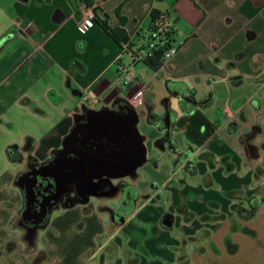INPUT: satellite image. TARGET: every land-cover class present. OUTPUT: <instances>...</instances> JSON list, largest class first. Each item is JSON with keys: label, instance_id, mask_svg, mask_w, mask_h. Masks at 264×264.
Instances as JSON below:
<instances>
[{"label": "crops", "instance_id": "0c3cea01", "mask_svg": "<svg viewBox=\"0 0 264 264\" xmlns=\"http://www.w3.org/2000/svg\"><path fill=\"white\" fill-rule=\"evenodd\" d=\"M87 2L0 0V264H264V204L244 221L232 205L247 208V201L229 197L264 198V0ZM82 4L111 29L122 28L131 45L151 27L153 12L164 15L179 52L157 72L143 63L132 66L128 53L123 63L137 81L120 93L122 45L97 22L81 32ZM141 90L147 104L171 97L178 108L184 98L173 120L200 111L215 133L202 145L185 129L175 133L180 153H187L177 161L141 114L150 171L127 180L137 188L136 200L124 198L117 220L106 209L115 204L107 200L59 210L38 234L35 249L26 252L17 225L18 150L47 160L61 148L82 104L99 109ZM207 96L202 108L192 101ZM87 98L93 107L84 103ZM252 131L256 135L243 143ZM28 138L34 143L27 150ZM11 146L16 148L9 155Z\"/></svg>", "mask_w": 264, "mask_h": 264}, {"label": "flooded vegetation", "instance_id": "af4514ba", "mask_svg": "<svg viewBox=\"0 0 264 264\" xmlns=\"http://www.w3.org/2000/svg\"><path fill=\"white\" fill-rule=\"evenodd\" d=\"M2 43H4L3 40L0 41V51L3 49ZM167 90L173 97L174 91L170 83L167 85ZM169 98L171 99V97L164 98L160 104L148 102L154 108L148 116V121L161 132L163 138L160 144H169L173 154H176L177 161L185 160L187 153H180L179 143L175 144L172 138L175 133L183 129L187 130V124L183 122L184 117L181 120H173V117H177L184 98L181 99L180 104L178 103V108H175L172 102V109L168 111L164 105H167ZM209 100L210 96L201 101H192L198 108H202ZM128 107L133 108L122 97L114 99L109 105L99 109H90L85 105L73 114V126L65 146L53 152L47 160L39 161L27 153L28 151L24 152L27 153L26 157L18 150L16 161L22 165V169L17 175V183L22 187L23 195L21 193L22 207L17 225L23 232L24 241L30 246L34 245L38 234L43 229L38 228L32 240L31 234H35L34 229L41 226L48 218L50 211H53L52 219L57 211L79 205L88 192L92 194L90 202L107 200L115 204V208L106 207L108 211L112 210L113 214L123 205L125 196L130 197L131 191L127 182L129 179L113 178L123 172L125 155L129 151L127 148H130L129 143L124 142L123 136L124 124L130 120ZM138 115L140 117L139 113ZM148 155L147 149L149 162ZM62 169L69 180L68 183L60 176L59 170ZM81 175L84 178L97 176L98 185L94 189L83 188L81 181L79 182Z\"/></svg>", "mask_w": 264, "mask_h": 264}, {"label": "built area", "instance_id": "2783aa9c", "mask_svg": "<svg viewBox=\"0 0 264 264\" xmlns=\"http://www.w3.org/2000/svg\"><path fill=\"white\" fill-rule=\"evenodd\" d=\"M81 7L84 13V18L80 23V30L81 32L86 33L95 25L96 13L95 10L88 7L86 4H82ZM168 33L169 30L167 28L156 29L150 27L143 33L141 40L138 43L134 45H131L128 41L121 43L123 52L118 59L116 66L117 79L121 80L118 89L120 93L128 91L132 84L137 81L135 73L130 69L131 67H127L123 63L126 54H130L132 58V66L143 63L147 67V64L152 62L159 54L161 55L163 64L171 61L177 55L180 45L175 43L174 37V42H171L168 39ZM145 91L146 90H141L134 96L126 98L130 106H132L140 115L141 110L145 112L143 114H146ZM84 103L92 107L95 105L94 100L91 98L85 99Z\"/></svg>", "mask_w": 264, "mask_h": 264}, {"label": "trees", "instance_id": "16d2710c", "mask_svg": "<svg viewBox=\"0 0 264 264\" xmlns=\"http://www.w3.org/2000/svg\"><path fill=\"white\" fill-rule=\"evenodd\" d=\"M87 2V0H86ZM88 3V2H87ZM89 4V3H88ZM96 13V11H95ZM152 19H153V24L151 25V27H154L156 29L159 28H163V29H168L169 33H168V39L171 42H174V35L175 32L167 25V20L166 17L164 15H161L157 12H153L152 13ZM97 23L101 24V26L115 39L117 40L119 43H124L128 41L127 35L125 34L124 30L122 28L118 29V30H113L110 27H108V25L106 24L105 21H100V19H98L97 14H96V20ZM120 21H121V26H124L126 23V19L120 16ZM148 67L154 71L157 72L161 69V67L164 65L162 62V58L161 55L159 54L152 62H150L149 64H147ZM183 122H185L188 127L186 130V134L187 137L193 141L194 143H196L197 145H202L204 144L216 131V126L210 122L206 116L204 114H202L200 111L196 112L192 117L190 118H185L183 120ZM204 128V132H200V129ZM256 131H252L249 135H245L244 137H242V141L244 143V141H246L248 138L251 139L256 135ZM33 139L28 138L25 142L24 148L25 149H29L30 147L32 148L33 145ZM16 146H11L8 148L7 152L9 155H11L14 150H15ZM130 186V197L128 198L127 196H125V199H129L132 202H134L136 200V197H138V191L137 188L134 186ZM230 198L233 199H242V200H246L248 207H241L237 204H233L232 205V211L234 213L237 214V216L239 218H241L244 221H249L252 220L256 217L257 212L259 210V208L264 204V198L261 197H252L249 199H246L244 197L239 196L237 193H232L229 195ZM119 210H121V207L117 209V211L114 214L115 219H119ZM245 233H247L248 235L254 236L255 233L251 232L249 230H244Z\"/></svg>", "mask_w": 264, "mask_h": 264}, {"label": "water", "instance_id": "95a60500", "mask_svg": "<svg viewBox=\"0 0 264 264\" xmlns=\"http://www.w3.org/2000/svg\"><path fill=\"white\" fill-rule=\"evenodd\" d=\"M163 105V104H162ZM85 107L84 104H82L81 109ZM164 108L168 111H170L172 109V101L171 99H167V105H164ZM146 110H147V123L149 124L148 121V116L153 112L154 108L152 106H150L149 104H146ZM128 119L129 122L124 124V128H123V136H124V142H128L130 148L127 150H129L127 152V154L125 155V163H123V172L113 176L114 179L117 178H124V179H129L131 182H135L138 180L139 178V174L138 171L139 169L143 168L147 163H148V159H147V147L145 145V141H146V137L141 134L140 130H139V124H140V117L137 113V111L134 108H129L128 107ZM69 139V136L66 137L65 141L63 142L62 146H65V142ZM173 142H175L176 144V140L173 139ZM174 153V152H172ZM60 176L62 177V179L65 182H69L68 178H66L65 176V172H63L62 170H59ZM51 176V175H50ZM52 177V176H51ZM84 180H83V179ZM17 179L16 178V186L19 188L20 192L23 195V189L21 186L18 185L17 183ZM99 178L97 176H90L89 178H84L83 175H81V177L79 178V182L81 181L82 187L86 188L89 187L88 189H94V187H96L98 185V180ZM65 183V184H67ZM90 191V190H89ZM92 194L90 192L85 194V198L80 202V205H86L90 202V198H91ZM74 206V205H73ZM72 206V207H73ZM53 211L49 212L48 218L41 224V226L37 227L34 229V233L35 234H31V240L35 237L36 235V231L38 228H42L45 229L50 221H51V216H52ZM164 224L167 225L168 227L172 226V222L171 219L167 218L164 221Z\"/></svg>", "mask_w": 264, "mask_h": 264}, {"label": "rangeland", "instance_id": "374dc122", "mask_svg": "<svg viewBox=\"0 0 264 264\" xmlns=\"http://www.w3.org/2000/svg\"><path fill=\"white\" fill-rule=\"evenodd\" d=\"M2 22H3V19H1L0 31H1V29L3 30V28L5 27V25H2L4 22H3V23H2ZM177 45H179V44H177ZM126 55H127V54H126ZM126 55H125V56H126ZM125 56H124V60H123L124 63L129 61L128 56H126V57H125ZM125 64H126V63H125ZM142 65H143V64H142ZM159 104H160V101H159ZM141 114L144 115V114H143V110H141ZM146 128H147V127H146ZM15 136H16V139H19L18 137L21 136V133H20V132H16V135H15ZM17 136H18V137H17ZM148 166H150V165H148V163H147L143 168L140 169V171H141V172H143V170H144V172H146L147 170L150 171V167H148ZM151 168H152V167H151ZM148 173H150V172H148ZM150 175L152 176V173H151ZM16 227H17V225H16ZM20 233H21V240L23 241V244H24V245H23V248H24V250H25V248H27V249H26V252H29V253H30L31 250L35 249V246H36V243H37V239H36V241H35V243H34V245H33L34 247L32 248L28 243H26V242L24 241L23 232H20Z\"/></svg>", "mask_w": 264, "mask_h": 264}]
</instances>
